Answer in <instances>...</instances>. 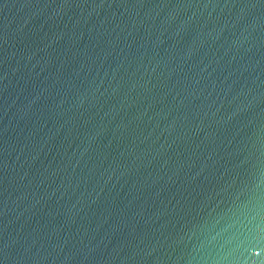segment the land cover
<instances>
[{"label": "water", "instance_id": "water-1", "mask_svg": "<svg viewBox=\"0 0 264 264\" xmlns=\"http://www.w3.org/2000/svg\"><path fill=\"white\" fill-rule=\"evenodd\" d=\"M264 0H0V264H264Z\"/></svg>", "mask_w": 264, "mask_h": 264}, {"label": "snow or ice", "instance_id": "snow-or-ice-1", "mask_svg": "<svg viewBox=\"0 0 264 264\" xmlns=\"http://www.w3.org/2000/svg\"><path fill=\"white\" fill-rule=\"evenodd\" d=\"M262 142H264V135L261 136ZM261 165L264 167V159L261 160Z\"/></svg>", "mask_w": 264, "mask_h": 264}]
</instances>
